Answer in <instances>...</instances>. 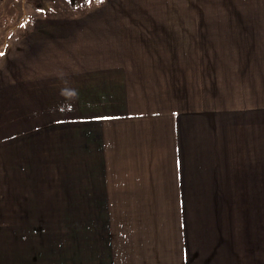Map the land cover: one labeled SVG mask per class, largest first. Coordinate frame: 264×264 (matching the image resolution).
<instances>
[{"label":"crops","instance_id":"crops-1","mask_svg":"<svg viewBox=\"0 0 264 264\" xmlns=\"http://www.w3.org/2000/svg\"><path fill=\"white\" fill-rule=\"evenodd\" d=\"M251 1L260 12L245 11ZM194 3L200 12L140 15L135 25L123 15H103L78 32L54 29L38 39L4 42L0 264H47L51 233L40 226L52 223L46 209L68 207L74 196L71 177L60 179L53 166L58 159L73 163L75 140L84 155L81 198L105 196L114 182L111 167L130 160L132 173L176 182L174 189L156 191L139 186V197L196 199L181 213L182 226H189L181 235L184 264H249L244 254L251 249L244 252V239L238 246L233 233L203 239L205 214L213 219L197 199L264 197V0ZM195 118L193 127L204 125L208 134L204 145L189 127ZM110 120L114 125L107 128ZM125 134L132 152L120 161L123 151L111 148L118 150ZM147 162L152 169H138ZM26 229L38 230L30 242ZM251 255V264L264 261V254Z\"/></svg>","mask_w":264,"mask_h":264},{"label":"rangeland","instance_id":"rangeland-1","mask_svg":"<svg viewBox=\"0 0 264 264\" xmlns=\"http://www.w3.org/2000/svg\"><path fill=\"white\" fill-rule=\"evenodd\" d=\"M188 1L193 3L186 9L184 5ZM194 1L200 2V0H0V52L5 45L4 42L7 43L11 37L38 39V36L47 34L49 36V31L54 29L58 35L69 34L70 31L78 32L80 25H94L96 20L99 22L103 19V15L107 18L109 15H123L129 25L131 21L132 25H135L141 19L140 15L200 12ZM214 3L216 6L215 1ZM216 8L218 7L211 10L213 12L223 10ZM244 9L246 12H260L257 1L247 3ZM201 12L205 13L203 10ZM206 12L211 11L208 9ZM93 69L97 67L89 69L91 78L95 76ZM197 121L195 118L189 127L193 131L192 136L204 145L206 142L203 141V137L208 134H203L204 125L199 128L193 127ZM104 125L107 128L111 127L114 120L104 122ZM159 125L160 122L154 126ZM227 130L228 137L232 138V134L235 133L232 126H228ZM123 137L119 149L115 150L112 147L111 150L123 151L120 161H127V156L132 152L129 142L131 140L126 134ZM81 147V142L75 140L73 150L77 151L71 154L73 163L66 159L63 162L58 159L61 164L55 163L53 166L60 172V179L64 180L66 173L71 177L74 196L68 198V207L54 208L59 210L46 209L52 214V223L43 222L40 226L45 227L44 231L51 233L52 240L51 250H44L48 255L42 263L184 264L186 256L183 247L186 239L183 241L181 235L189 226H182L184 211L181 213L186 202L196 199L163 198L155 196L157 193L149 197H139L141 193L144 194L137 190L139 186L156 191L174 189L176 182L164 183L159 180L161 177H155L151 173L148 176L132 173L130 170H135L136 167L131 166L130 160L126 165L111 167L114 182L110 179L108 190L102 192L105 196L81 198L84 157ZM142 165L144 166L139 165L138 169H152L148 162ZM64 169L66 171H63ZM108 193L113 196L107 197ZM199 200L197 199L198 209L208 206L210 217L215 223L225 222L224 226H217L208 220L209 212L205 214L203 239H208L211 234L219 231H225V235L231 232L233 237L239 239L238 246L240 239H244V252L251 249L249 256L244 254V258L249 259V264L253 260L251 254L257 252L264 254V197ZM187 216H192V213ZM164 223H167L168 227ZM36 232L37 229H26V241L30 242L31 235ZM235 246L236 243L233 248ZM27 248L29 251L33 250V246L30 247L28 244L25 246V249ZM233 248L231 250H234ZM259 262L261 260H255L254 263ZM261 264H264V261Z\"/></svg>","mask_w":264,"mask_h":264}]
</instances>
